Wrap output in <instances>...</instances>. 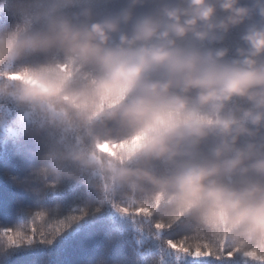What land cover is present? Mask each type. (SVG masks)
I'll use <instances>...</instances> for the list:
<instances>
[{"label": "clouds", "instance_id": "clouds-1", "mask_svg": "<svg viewBox=\"0 0 264 264\" xmlns=\"http://www.w3.org/2000/svg\"><path fill=\"white\" fill-rule=\"evenodd\" d=\"M112 2L0 0V131L41 139L42 191L82 183L157 239L183 229L177 255L264 264V0ZM41 214L0 229V254L72 225Z\"/></svg>", "mask_w": 264, "mask_h": 264}, {"label": "trees", "instance_id": "trees-1", "mask_svg": "<svg viewBox=\"0 0 264 264\" xmlns=\"http://www.w3.org/2000/svg\"><path fill=\"white\" fill-rule=\"evenodd\" d=\"M119 4L120 0H113L111 4L101 3L99 8H116ZM12 21L10 14L0 13V26ZM236 36L234 31L229 43ZM43 151L37 136L19 130L0 131V229L16 227L36 211L47 212L51 222L41 214L37 223H48L49 234L72 225L50 246L37 244L0 254V264H211L209 260L178 256L163 245V239H174L183 229L157 239L148 230L150 225L138 224L111 206L100 205L96 193L82 183L65 179L57 190L42 191L35 169ZM82 210H88V215L79 220ZM229 264L245 262L237 257Z\"/></svg>", "mask_w": 264, "mask_h": 264}, {"label": "snow or ice", "instance_id": "snow-or-ice-1", "mask_svg": "<svg viewBox=\"0 0 264 264\" xmlns=\"http://www.w3.org/2000/svg\"><path fill=\"white\" fill-rule=\"evenodd\" d=\"M123 211V210H122ZM178 256L191 257L193 260H209L211 264H229L237 257L244 262V260L236 253V251H229L223 245L218 249L205 247L204 249L197 248L195 251L181 249L180 245H176Z\"/></svg>", "mask_w": 264, "mask_h": 264}]
</instances>
